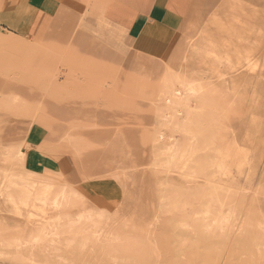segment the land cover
<instances>
[{"label": "rangeland", "instance_id": "obj_1", "mask_svg": "<svg viewBox=\"0 0 264 264\" xmlns=\"http://www.w3.org/2000/svg\"><path fill=\"white\" fill-rule=\"evenodd\" d=\"M66 2L51 39L0 28V264H264V0L132 30ZM254 37L250 68L179 51L245 57ZM33 122L61 171L28 167Z\"/></svg>", "mask_w": 264, "mask_h": 264}, {"label": "crops", "instance_id": "obj_2", "mask_svg": "<svg viewBox=\"0 0 264 264\" xmlns=\"http://www.w3.org/2000/svg\"><path fill=\"white\" fill-rule=\"evenodd\" d=\"M103 17L111 24H118L121 27L132 30L140 22L153 19H159V16L181 18L184 9L191 0H102ZM67 3L66 0H0V28L11 33H20L27 35L33 42H42L44 39L52 38L51 36L57 32V25L61 19L60 14H56L58 8ZM65 17H63L64 19ZM165 21V20H164ZM51 24V25H50ZM72 23L62 29L67 34ZM198 37V36H197ZM250 39L251 53L242 57L234 55L232 58H214L202 51L198 45H191L190 54L187 60L191 65L199 61L208 64L202 71L213 74L209 62H221L220 65L229 64L230 62H259L256 58V45L258 39ZM180 48L183 58L184 47ZM184 59V58H183ZM206 61V62H205ZM227 62V63H225ZM198 66V64H197ZM200 70V69H199ZM49 129L42 122H33L28 128L27 140H29L30 149L26 153L28 157V167L37 172L45 170L61 171L64 165L71 161L65 157L53 158L44 152L43 146L50 139ZM62 156L65 154L63 152ZM61 156V155H60Z\"/></svg>", "mask_w": 264, "mask_h": 264}, {"label": "bare ground", "instance_id": "obj_3", "mask_svg": "<svg viewBox=\"0 0 264 264\" xmlns=\"http://www.w3.org/2000/svg\"><path fill=\"white\" fill-rule=\"evenodd\" d=\"M190 48H192L191 45H189V46H185V47H184V51H183V58H184V59L188 58V56H189V54H190ZM246 67L250 68V62L247 63ZM204 68H205V67H204ZM210 70H211V71H214L215 69L213 68V69H210ZM220 76H225V73H221ZM240 98H241V97L238 96V97L236 98V102H234L233 105H235V103L239 102V101H240ZM209 110H210V109H209ZM224 113H225V112H224ZM224 117H225V116H224ZM159 137H160V136H159ZM20 151H21V153H22V149H20ZM3 196H4V193H3V191L0 189V200L3 198Z\"/></svg>", "mask_w": 264, "mask_h": 264}]
</instances>
